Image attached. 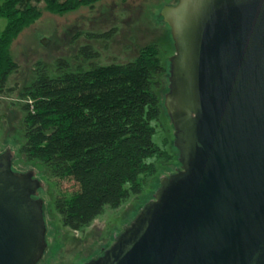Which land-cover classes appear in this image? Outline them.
<instances>
[{
	"label": "water",
	"instance_id": "water-1",
	"mask_svg": "<svg viewBox=\"0 0 264 264\" xmlns=\"http://www.w3.org/2000/svg\"><path fill=\"white\" fill-rule=\"evenodd\" d=\"M164 105L180 168L84 264H264V0H177ZM0 153V264H38L44 181Z\"/></svg>",
	"mask_w": 264,
	"mask_h": 264
},
{
	"label": "trees",
	"instance_id": "trees-1",
	"mask_svg": "<svg viewBox=\"0 0 264 264\" xmlns=\"http://www.w3.org/2000/svg\"><path fill=\"white\" fill-rule=\"evenodd\" d=\"M100 0H0V103L17 91L8 86L19 70L12 55L14 40L42 14H66ZM115 29L86 33L109 40ZM93 45H81L74 59L59 58L53 68L37 62L35 78L20 89L24 100V143L20 153L39 161L52 174L69 177L79 189L58 197L56 209L64 226L80 230L107 208L116 209L145 191L158 172L157 163L173 160L154 135L162 115L161 77L167 68L158 44L143 46L127 62L102 64ZM80 62V63H78Z\"/></svg>",
	"mask_w": 264,
	"mask_h": 264
},
{
	"label": "rangeland",
	"instance_id": "rangeland-1",
	"mask_svg": "<svg viewBox=\"0 0 264 264\" xmlns=\"http://www.w3.org/2000/svg\"><path fill=\"white\" fill-rule=\"evenodd\" d=\"M177 0H100L94 6H82L66 14H54L45 9L43 3L41 16L27 27L13 42L11 52L19 63V70L10 75L8 86L18 85L17 91L2 96L0 103V153L13 145L16 155L13 169L16 171L36 170L37 177L44 181V189L39 197L44 202L47 224L48 249L41 264H82L90 257L101 253L102 247L108 248L114 242L113 233L120 234L125 226L139 213L140 209L160 187L161 179L180 168L179 153L174 146V128L168 117L164 100L169 88L170 58L175 52L170 26L158 22L156 14L164 5L175 4ZM7 20L0 19L2 28ZM115 29V35L109 39H88L86 33H102ZM89 43L99 52L98 62L105 64L113 61L127 62L134 59L140 49L148 44H158L160 58L167 68L161 77L162 88L159 91L162 101V115L157 125L154 140L163 146L166 144L174 156L171 161L157 163L158 172L151 177L145 191L139 197H131L116 209L107 208L89 226L73 230L63 225L56 209L58 197L73 194L79 189L75 180L69 177L55 176L41 162L28 161L20 153L24 143V100L20 89L35 78L37 62L53 68L59 58L74 59L81 45ZM80 63V62H78Z\"/></svg>",
	"mask_w": 264,
	"mask_h": 264
},
{
	"label": "flooded vegetation",
	"instance_id": "flooded-vegetation-1",
	"mask_svg": "<svg viewBox=\"0 0 264 264\" xmlns=\"http://www.w3.org/2000/svg\"><path fill=\"white\" fill-rule=\"evenodd\" d=\"M44 213H45V210H44ZM45 219H46V217H45ZM47 231H48V230H47ZM117 235H118L117 232H114V233H113V237H111V238H112V239H115V237H116ZM46 240H47V234H46ZM113 241H114V240H113ZM47 242H48V241H47ZM107 248H108L107 246L102 247V251H101L100 254H98V255L95 256V257H90L88 260H86V261L83 262L82 264L88 262V261L91 260V259L98 258L99 256H101V255L105 252V250H106ZM47 249H48V243H47V247H46V249H45V252H44V254H43L41 260L38 262V264H41L42 259H44V256H46Z\"/></svg>",
	"mask_w": 264,
	"mask_h": 264
}]
</instances>
